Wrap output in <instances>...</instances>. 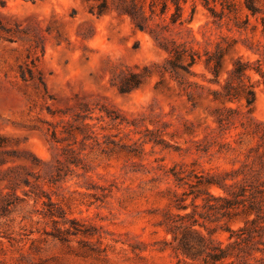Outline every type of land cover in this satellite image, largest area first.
<instances>
[{
    "label": "rangeland",
    "instance_id": "1",
    "mask_svg": "<svg viewBox=\"0 0 264 264\" xmlns=\"http://www.w3.org/2000/svg\"><path fill=\"white\" fill-rule=\"evenodd\" d=\"M107 2L108 11L99 17L96 14L99 2L92 0H0V136L5 141V146L0 148V179H9L13 185L0 198V217L10 216L31 193L35 197L33 203L42 210L41 219L51 220L54 226L63 220L71 232L45 228L43 240L38 231L30 232L27 253L35 254L41 243L50 240L63 247L72 237H78V249L70 256V264H173L176 258L169 244L176 243L161 223L168 212L176 213L172 208L174 201L184 198V204L190 207L197 181L206 178L225 179L227 185L238 186L258 171L259 181H264V168L254 159L259 137L245 134L239 138L237 134L244 133L239 122L218 132L210 111L205 117L182 89L172 94L169 74L166 79H157L159 69L154 61L159 57L158 50H163L160 44L169 41L187 49V44L192 43L189 49L201 57L191 69L195 76L180 71L179 78L183 73L189 81H195L201 76V68L207 71L202 62L204 53L213 52L218 43L210 51L195 46L203 40L200 29L207 23L205 14L210 16L198 1L194 15L191 0L182 4V25L169 23L172 7L162 17L157 10L144 31L136 29L128 16L119 15L115 10L116 0ZM148 3L146 0V16H149ZM250 22L256 24L253 19ZM257 25V31L249 34L251 44L234 39L237 46L226 58V70L231 68V58L248 61L247 52L252 44L264 37L261 25ZM211 28H215L214 20ZM176 29H187L191 41L180 43ZM233 30L237 32L233 27L225 29L219 43L233 39ZM173 32L175 38L168 39ZM210 41L214 42V33ZM118 55L126 64L124 72L119 73L121 80L117 87L111 79H104L102 73ZM133 75L138 76L139 85L135 88H132ZM225 76L224 72L221 79ZM256 76L252 74V82L260 81ZM149 85L151 92L160 96V111L148 122V127L143 126V121L126 123L127 118L121 113L147 103L151 98ZM200 87L197 84L193 88L192 96ZM13 90L16 97L36 101L30 112L39 110L41 128L51 125L47 128L48 138L61 153L63 167L41 168L49 155L47 143L29 131L33 123L7 118L18 107ZM207 99L212 104L210 95ZM149 107L156 111L155 105ZM228 107L234 109L237 105L228 104ZM251 117L264 125L263 84L255 86ZM249 130H255V126L250 125ZM97 159L107 162L105 167L96 166L99 179L86 187L75 188L72 170L90 174L92 169L86 160ZM13 164L32 170L25 174ZM148 170L157 175H145ZM121 173L126 179L121 178ZM173 173L184 180L175 181ZM105 177L116 179L105 183ZM120 183L125 185V192L132 194L120 201L119 215L123 218L116 223L105 215L104 202L109 193L119 191ZM58 184L67 185L73 196L59 198L52 192ZM185 184L187 187L182 190ZM20 185L24 191L19 190ZM147 185L159 186V190ZM209 193L214 197L227 196L217 187ZM204 198L196 201L197 208L207 207L212 216L201 212L195 219L209 227L212 224L203 218L214 219L219 214L205 205ZM210 204L220 205L214 201ZM189 207L180 214L191 213ZM224 223L222 220L219 225ZM240 226L241 221L231 224L233 229ZM200 230L207 235L205 230ZM226 236L219 232L215 238L225 243ZM0 255L7 256L2 247ZM0 264H7L6 259L0 260ZM16 264H26V257H18Z\"/></svg>",
    "mask_w": 264,
    "mask_h": 264
},
{
    "label": "trees",
    "instance_id": "2",
    "mask_svg": "<svg viewBox=\"0 0 264 264\" xmlns=\"http://www.w3.org/2000/svg\"><path fill=\"white\" fill-rule=\"evenodd\" d=\"M99 2L97 6V16H103L108 11L107 0H92ZM114 1V0H113ZM115 10L119 15H126L130 18L134 27L140 31L147 28V24L156 15L159 10V16H165L170 8H174V12L169 16L171 25H182L183 8L187 0H149L148 11L149 16H146L145 2L146 0H116ZM192 15L195 13L196 2L198 1L213 18H219L223 21L224 16H232L236 21L232 27L237 32H247L253 35L258 28V23L261 25V33L264 36V16L259 17L257 23L256 17L259 16L262 9L257 7V0H243V11L246 12L242 19L234 16L237 12L235 0H191ZM219 5V9L217 6ZM253 19L256 24H251ZM215 21V19H214ZM237 41L234 39H224L218 43L213 52H205L203 65L204 68L213 75V79L218 83L222 74H227V82L224 84L222 92L209 90L211 96L210 102L214 105L210 111L214 123L217 124V131L224 132L228 130L235 122H239L244 133L237 135L242 138V135L252 134L259 137V144L255 150V158L264 168V125L253 121L252 110L255 103V86L263 84L264 76H261L260 81L252 82V74L259 75V70L255 73L249 72V62L242 57L230 59L231 68L226 70V58L232 51L236 49ZM160 47L163 50L172 48V58L168 61L172 65L171 69H165V72L173 77L179 78L180 71L185 75L195 76L191 69L200 61V55L187 49L182 44H177L175 41L161 43ZM174 75V76H173ZM136 75H133L135 83L133 87L139 85L136 82ZM133 79V80H134ZM182 82L183 79H181ZM247 80L245 84L244 81ZM211 83V82H210ZM197 85V84H196ZM179 86V85H178ZM189 86H191L189 84ZM189 98L192 99V94L187 92V88H182ZM125 92L124 89H120ZM239 97L240 108L228 107V104H236L234 101ZM223 105L226 112L217 116L219 106ZM234 113L235 115H228ZM255 126V130H249L250 125ZM242 141H239L241 144ZM5 146L4 138L0 136V148ZM254 175L245 178L243 184L238 186L227 185L225 179L215 180L206 178L198 180L196 183L197 192L193 194V199L190 206H195L198 199L204 198L205 205L209 209L215 210L218 217L214 219H205L204 222L212 224L207 226L205 223H199L195 219V215L191 213L180 214L185 212L189 206L185 205L186 199L178 198L174 201L172 208L176 213H167L166 219L161 223L167 233L171 234L172 242L176 245L169 244L176 261L173 264H264V181H259L260 172L256 171ZM175 181L182 182L184 180L177 173H173ZM252 181H249L251 180ZM213 187L222 189L227 196L214 197L209 193ZM211 201L218 202L220 205L213 206ZM253 216V217H252ZM252 217V218H251ZM225 220L224 225L219 223ZM241 221L242 226L237 229L231 228V224ZM200 229L206 231L204 235ZM226 233L225 243L217 240L215 236L219 233Z\"/></svg>",
    "mask_w": 264,
    "mask_h": 264
},
{
    "label": "clouds",
    "instance_id": "3",
    "mask_svg": "<svg viewBox=\"0 0 264 264\" xmlns=\"http://www.w3.org/2000/svg\"><path fill=\"white\" fill-rule=\"evenodd\" d=\"M237 12L234 13V16L242 19L245 14L243 11V0H235ZM257 7L261 8L262 11L258 17L255 19L257 23L259 22V17L264 16V0H257ZM205 19L207 23L204 27L200 29V35L203 37V40L200 41L199 44L195 46L201 50L210 51L211 48L215 46V43H219V38L224 35L225 29H232L233 23L236 21L232 16L225 15L223 21H220L219 18H213L205 14ZM215 19V28H211L212 22ZM211 29V31H210ZM180 33V43H186L191 41V36L186 35L187 29H176L174 30ZM174 32L168 37V39L175 38ZM232 35L233 39H236L238 42H245L251 44L252 36L247 32H235ZM214 33V42L210 41V37ZM208 42V43H206ZM187 46L191 48L192 43H188ZM11 47H15L12 45ZM159 57L154 63L157 65L159 71L156 73L157 79H166L167 73L165 69H171L172 65L168 63L172 58V48L169 47L166 50H158ZM248 62H249V72L255 73L256 70H259V75L256 76L257 80L261 79V76H264V37H261L259 42L252 44L251 51L247 52ZM124 64L126 61H123L121 57L118 55L113 58L112 66L104 70L102 75L104 79H111L112 83L117 87L120 84L121 77L119 73L124 72ZM181 78L184 82H182ZM211 82V83H209ZM227 82V76L224 79H221L218 83L213 79V75L209 71H204L201 68V76L199 79L195 81H189L188 77H184L183 73H181V77H173L172 80H169L168 83L172 88V94L179 92L182 88H187V92L191 94L193 92V88H195L196 84H201V87L196 90L197 94H193L192 103L196 104L201 112H204L205 117L208 115V111H211L214 105L208 102L209 97V89L214 90L215 92H222L224 88V84ZM247 83V80L244 81ZM264 83V81H262ZM189 84L191 86H189ZM179 85V87H178ZM214 86V87H213ZM149 91L151 92V86L149 85ZM12 96L15 98L18 107L15 109L13 113H10L7 118L17 119L24 122L33 123L34 127L30 128L29 131H34L36 133L37 138L45 141L48 145L49 155L40 165L41 168L50 166V167H63L64 161L61 153L58 151L55 144H53L48 138L47 128L51 127V125L46 126L45 128H41L39 125L43 124V121L39 119V110H33L30 112V109H33L36 101L34 99L25 100L24 98L16 97L15 91H12ZM97 99H100L97 97ZM237 105V109L240 108L239 97H237L234 101ZM150 105L156 106V111L152 112L150 109ZM207 110V111H206ZM160 111V96H158L155 92H151V98L147 101V103H143L141 105L133 106L131 109H127L121 113L122 117H126V123L128 121H143V126L148 127V122L153 120L156 117V114ZM226 112L223 105L219 106V111L216 113L217 116H220L221 113ZM151 113V114H150ZM228 115H235L234 113H228ZM204 126L207 128L208 122L207 119L203 121ZM155 126V125H153ZM86 163L90 164L92 171L90 174H81L78 169H73V181L72 184L75 188L79 189L81 187H86L91 184L94 180H98V176L96 175V166L100 165V167H105L106 161H102L101 159H97L95 161L86 160ZM131 164V162H129ZM13 167H20L22 171L27 174L32 169L25 165H17L13 164ZM37 173H39V169H37ZM2 175V174H0ZM145 175L151 177L157 175L154 171L148 170ZM122 179H126L123 177V173L120 174ZM34 178V177H33ZM110 179L115 180V177H105V183H107ZM137 183H141L140 180H137ZM146 183V182H145ZM171 187V185H166ZM13 185L9 183V179H0V198H2L5 194H7ZM148 188H152L154 191L159 190V186L155 185H147ZM187 184L182 186L186 188ZM125 185L120 183L119 191L116 193H109L107 200L104 202V212L105 215L109 216L110 220H114L116 223L119 222L123 217L119 215L120 208L119 203L126 196L132 194L130 192H125ZM20 191H24L23 186H19ZM175 191L176 189L173 187L172 189ZM146 191V189H145ZM52 192L56 193L59 198H68L73 196L71 190L68 189V186L65 184H58L55 188L52 189ZM35 199L34 196L30 193L27 198H25V203L20 204L14 212L10 216L0 217V247L4 248L7 253V256L0 255V260L7 261V264H16V260L20 256L26 257V264H70V256L75 255V250L78 249L77 239L78 237H72L70 242H65L64 246L55 244V240H50L47 243H41L40 249L35 254L26 252V245L31 242L30 232H39L41 234V240L43 237V230L45 228H50L55 230V228H60L61 231L64 229H68V232H71L69 225L61 220L55 226L52 224L51 220L41 219L43 215L42 210H38L36 205L33 203ZM189 211L192 212L193 215H197L201 212L206 213L208 216H212V213L209 212L207 207L196 208L194 205L189 207ZM111 214V215H109ZM22 217H27V219H23ZM38 221V222H37ZM67 234V233H65Z\"/></svg>",
    "mask_w": 264,
    "mask_h": 264
}]
</instances>
